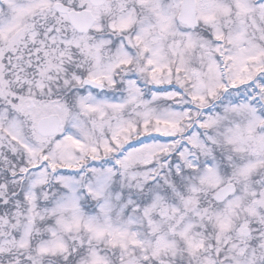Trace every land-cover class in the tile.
I'll list each match as a JSON object with an SVG mask.
<instances>
[{
	"label": "snow or ice",
	"instance_id": "1",
	"mask_svg": "<svg viewBox=\"0 0 264 264\" xmlns=\"http://www.w3.org/2000/svg\"><path fill=\"white\" fill-rule=\"evenodd\" d=\"M0 264H264V0H0Z\"/></svg>",
	"mask_w": 264,
	"mask_h": 264
}]
</instances>
